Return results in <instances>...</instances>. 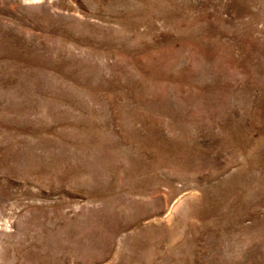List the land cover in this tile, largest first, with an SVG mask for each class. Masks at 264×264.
Listing matches in <instances>:
<instances>
[{"label": "rangeland", "instance_id": "rangeland-1", "mask_svg": "<svg viewBox=\"0 0 264 264\" xmlns=\"http://www.w3.org/2000/svg\"><path fill=\"white\" fill-rule=\"evenodd\" d=\"M0 264H264V0H0Z\"/></svg>", "mask_w": 264, "mask_h": 264}]
</instances>
